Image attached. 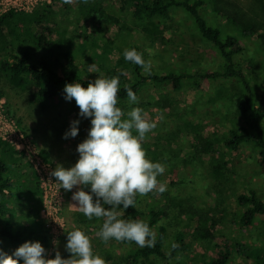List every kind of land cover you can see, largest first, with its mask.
Wrapping results in <instances>:
<instances>
[{
	"label": "rangeland",
	"instance_id": "rangeland-1",
	"mask_svg": "<svg viewBox=\"0 0 264 264\" xmlns=\"http://www.w3.org/2000/svg\"><path fill=\"white\" fill-rule=\"evenodd\" d=\"M213 1H217L223 11L255 25L257 34L243 40L244 50L237 59L252 81L260 80L264 66V0H203L204 6L200 11L209 23L215 21ZM87 2L90 1H55L53 21L49 26L46 25L45 35L51 41L61 42L60 51L79 49V62L97 78L101 74L99 68H102L99 48L106 42L111 46V62L122 56L124 49L137 45L144 50L145 61L151 62L150 70L154 72L163 73L172 69L192 73L198 69H214L219 64L215 52L201 40L189 18L180 9L173 10L164 38L154 40L151 36L157 26L156 20L137 22L128 10L121 12L116 3L111 1L107 11L119 21L118 24L94 26L89 18L81 17L82 6ZM109 65L113 66L111 63ZM236 94L237 87L232 80H204L201 82V91L193 88L189 82L180 88L149 83L137 96L138 104H123L122 110L125 112L132 107L142 108L156 124V128L143 141V148L148 159L165 166V172L158 180L166 185L167 190L164 195H158L157 191L151 192L153 195H139V207L145 212L149 207L165 208L167 217L158 225L167 228V252L175 234L189 232L191 227L186 225L190 219L193 221L194 218L195 221L198 217L222 223L215 232L214 243L219 246L224 243L223 236L240 246H247L245 256L241 252L229 264H256L247 257L264 246V217L257 218L252 226L243 229L233 226L232 222L239 209L237 195L250 189L264 194V167L257 163L255 151L247 148L230 155L223 147L227 131L237 129L233 124H236L234 118L225 116L229 108L232 111L235 109V99L232 97ZM0 95V117L12 121L22 135L23 145L32 161L28 163L33 172L27 173L36 175L37 172L40 191V205H31L28 201V204L25 202L20 207L10 206L8 219L21 228L31 227L35 223L37 235L46 239L41 245L46 250L47 258H54L56 251L63 258L69 257L70 254L65 250L66 232L76 226L91 238L94 252L102 258L110 256L112 264H123L122 258L130 247L115 240L105 244L95 235L99 230L97 227L75 222L72 215L75 209L70 205L75 204L71 197L77 189H59L55 177L50 176L57 164L66 169L74 166L79 158L77 145L87 137L90 119L79 116L75 101H66L63 90L59 97L43 105L33 100L30 90L14 88L0 78ZM78 117L81 119L78 135L75 138H62L69 130L70 123L78 120ZM188 123L203 126L204 136L216 143L224 157L231 159L230 174L212 175L206 157L193 158L189 144L192 130ZM7 124L0 121V135H9V130L16 133ZM16 137L18 135L12 136V139ZM42 209L45 215L53 214L55 224L49 227L45 225L47 223L40 215ZM188 210L191 215L185 214ZM206 248L192 244L179 251L176 262L172 260L171 264H202L206 257H216L214 244Z\"/></svg>",
	"mask_w": 264,
	"mask_h": 264
},
{
	"label": "trees",
	"instance_id": "trees-1",
	"mask_svg": "<svg viewBox=\"0 0 264 264\" xmlns=\"http://www.w3.org/2000/svg\"><path fill=\"white\" fill-rule=\"evenodd\" d=\"M55 1L64 0H52L50 4L37 6L30 13L9 10L0 16V78L5 79L14 88L22 91L30 90L33 100L43 105L59 97L65 84L79 82L83 87H87L88 82L97 78L79 62V53H81L79 49L60 51L61 42L51 41L45 35L46 25L49 26L53 21ZM74 1H90L82 6L84 9L81 17L89 18L94 26L118 24L119 21L107 11V5L111 1L116 3L121 12L128 10L132 19L137 22L156 20L157 26L151 36L154 40L159 37L164 38L163 34L167 30V23L172 19L173 10H182L201 40L215 52L219 64L214 69H198L192 73L167 69L163 73L150 70L149 74L140 66L125 61L123 55L114 63L111 62L109 60L111 46L106 42L99 48L100 65H102L99 70L105 77H119L118 107L123 109V104L128 102L125 85L130 86L138 96L149 83L155 86L180 88L184 83L189 82L193 88L201 91V82L204 80H232L237 87V94L232 97L235 99V109L232 111L229 108L225 116L234 118L236 124H233L237 129L227 131L223 147L230 155L237 154L242 149H253L257 163L264 167V66L260 80L254 82L244 72L237 59L244 50L243 40L257 34L255 25L240 16L223 11L217 1H213L215 4L213 23H209L200 11L204 6L203 0ZM129 49H136L137 52L142 53L145 60V52L141 47L131 45ZM110 63L113 66H108ZM43 108L46 110V107ZM78 120L81 122L79 117ZM188 127L192 130L189 144L193 158L206 157L212 175L230 174L231 159L224 157L216 143L204 136L203 126L199 123H188ZM27 171L33 172L25 155L0 140V249L9 255L24 242L38 240L40 243L46 242L44 236L37 235L35 223H32L31 227L21 228L7 217L10 206L20 207L25 202L28 204V201L31 205H40L36 175L34 173L28 175ZM83 190L90 193L88 188ZM157 194L161 193L157 191ZM236 204L239 209L232 222L237 228L252 226L257 218L264 217V194L260 195L255 189L237 195ZM149 208L145 212L139 207V195H137L134 208L120 209L124 212L123 218L144 220L155 234L153 247H139L135 243L120 242L130 247L122 258L123 264L136 262L171 264L172 260L176 262L179 251L189 248L192 244L204 246L205 249L207 245L214 244L216 257L208 256L202 264H229L241 252L245 256L247 246H240L227 236H223L222 246L214 243L216 227L222 226V223L203 217H198L195 221L194 218L193 221L190 219V223L186 226L191 227V230L187 233L183 231L176 233L172 246L167 252L165 244L168 231L163 225H158L167 217L165 208ZM185 214L192 213L188 210ZM72 215L74 221L80 225L95 226L99 229L102 224V220L96 218L88 220L80 212H74ZM112 241L114 240L109 242ZM247 258L252 259L256 264H264V246ZM104 259L106 264L111 263L110 256L106 255ZM19 264H23V261Z\"/></svg>",
	"mask_w": 264,
	"mask_h": 264
},
{
	"label": "clouds",
	"instance_id": "clouds-1",
	"mask_svg": "<svg viewBox=\"0 0 264 264\" xmlns=\"http://www.w3.org/2000/svg\"><path fill=\"white\" fill-rule=\"evenodd\" d=\"M123 57L150 74L151 62L145 61L136 49H124ZM125 91L129 104L139 103L130 86L125 85ZM63 92L66 101H75L79 116L90 119V128L87 137L77 145L79 158L74 166L66 169L57 164L50 176L55 177L59 189H77L71 197L75 201L70 205L72 208L88 220H102L95 233L102 242L115 240L139 247L155 246V234L149 224L141 219L123 218L124 212L120 209L134 208L137 195L153 191L162 194L167 190L158 180L165 166L148 159L143 148V141L156 124L140 107H132L127 112L118 107V76L109 78L101 73L88 82L87 87L79 82L68 83ZM78 124L79 120L72 121L62 138H75ZM84 188L90 189V193ZM66 239L68 258H63L59 251L54 258H47L40 242L27 241L11 255L0 249V264H19L20 261L23 264H106L105 259L94 252L91 238L81 228L73 226L66 232Z\"/></svg>",
	"mask_w": 264,
	"mask_h": 264
},
{
	"label": "built area",
	"instance_id": "built-area-1",
	"mask_svg": "<svg viewBox=\"0 0 264 264\" xmlns=\"http://www.w3.org/2000/svg\"><path fill=\"white\" fill-rule=\"evenodd\" d=\"M43 4H50V1L49 0H0V16L9 10H15V11H21V12H25V13H30L37 6H40ZM0 121L2 124L8 122L7 125L12 126L16 130V133L13 130H9L8 131L9 135H0V140L8 143L11 147H13L18 152L23 153L25 155V157L27 158V160L31 163L32 161H30V158L28 157L27 151L23 145L24 144L22 141L23 137L17 131L13 122L10 120L6 121L2 116L0 117ZM17 135H18V137H16L15 139H12V136H17ZM36 175L38 176L37 172H36ZM39 180H40V178H39ZM40 182H41V180H40ZM40 188L41 189L43 188L42 184L40 185ZM43 191L45 192L44 189H43ZM40 215L44 219L45 223H47V224H45L47 227H49L50 224L56 223V218L53 216V214H50V215L46 214L45 215L44 209H42Z\"/></svg>",
	"mask_w": 264,
	"mask_h": 264
},
{
	"label": "crops",
	"instance_id": "crops-1",
	"mask_svg": "<svg viewBox=\"0 0 264 264\" xmlns=\"http://www.w3.org/2000/svg\"><path fill=\"white\" fill-rule=\"evenodd\" d=\"M74 212H78V211L75 209ZM74 212H73V213H74Z\"/></svg>",
	"mask_w": 264,
	"mask_h": 264
}]
</instances>
